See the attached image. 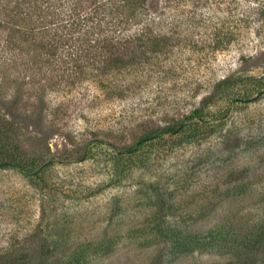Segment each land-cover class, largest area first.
I'll list each match as a JSON object with an SVG mask.
<instances>
[{
	"label": "rangeland",
	"instance_id": "374dc122",
	"mask_svg": "<svg viewBox=\"0 0 264 264\" xmlns=\"http://www.w3.org/2000/svg\"><path fill=\"white\" fill-rule=\"evenodd\" d=\"M2 38L0 31V114L15 102L10 120L15 143L37 165L32 180L0 169V248L32 243L33 264L232 263L219 252L173 254L156 237L154 229L162 223L155 215L166 225L184 219L186 226L195 214L196 231L227 212H253L254 218L264 213L263 204L225 200L223 206L218 198L264 200V43L245 38L199 71L185 68L168 87L163 106L156 107V85L144 91L139 105L138 94L109 103L94 100L100 93L87 84L59 90L62 85L50 83L48 72V79L32 83L31 69L11 63ZM232 75L230 93H219L206 110L221 124L218 136L200 147L152 154L144 166L147 150L131 164L129 148L145 135L147 123L189 115L213 84ZM209 158L211 165L202 163ZM210 212H216L214 219L202 220ZM260 254L256 264H264V247Z\"/></svg>",
	"mask_w": 264,
	"mask_h": 264
},
{
	"label": "trees",
	"instance_id": "16d2710c",
	"mask_svg": "<svg viewBox=\"0 0 264 264\" xmlns=\"http://www.w3.org/2000/svg\"><path fill=\"white\" fill-rule=\"evenodd\" d=\"M0 31L11 63L31 69L32 83L48 79V72L50 83L62 85L59 90L87 84L100 93L93 99L106 103L137 94L141 102L144 91L156 85L152 103L162 107L168 87L185 68L199 71L211 57L239 46L245 38L264 43V0H0ZM42 73L44 78L38 80ZM234 80L232 75L213 84L210 95L187 116L174 113L160 125L147 123L145 135L129 148L131 164L141 152H149L146 166L152 154L176 146L200 147L210 140L221 124L206 110L219 93H230ZM15 106L8 104V112L0 114V169H15L32 180L37 163L15 143V124L10 121ZM202 163L211 165L212 160ZM193 174L190 171L191 179ZM248 197L218 198L223 206L225 200L264 205L263 199ZM215 215H202V220L212 221ZM155 216L162 223L154 229L156 237L173 254L219 252L229 255L231 264H256L264 247V213L254 218L253 212H227L210 226L200 223L203 227L196 231L191 221L195 214L186 226L184 219L166 225L161 215ZM19 244L0 248V264H33L32 243Z\"/></svg>",
	"mask_w": 264,
	"mask_h": 264
}]
</instances>
